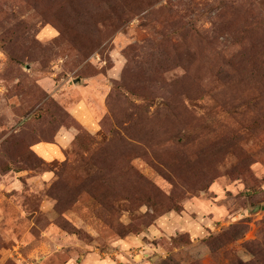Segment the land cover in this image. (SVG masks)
I'll return each instance as SVG.
<instances>
[{
  "label": "rangeland",
  "instance_id": "374dc122",
  "mask_svg": "<svg viewBox=\"0 0 264 264\" xmlns=\"http://www.w3.org/2000/svg\"><path fill=\"white\" fill-rule=\"evenodd\" d=\"M0 264H264V0H0Z\"/></svg>",
  "mask_w": 264,
  "mask_h": 264
},
{
  "label": "crops",
  "instance_id": "0c3cea01",
  "mask_svg": "<svg viewBox=\"0 0 264 264\" xmlns=\"http://www.w3.org/2000/svg\"><path fill=\"white\" fill-rule=\"evenodd\" d=\"M33 151L46 160L59 158V154L62 153L61 146L47 142L33 145Z\"/></svg>",
  "mask_w": 264,
  "mask_h": 264
}]
</instances>
